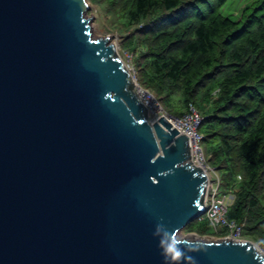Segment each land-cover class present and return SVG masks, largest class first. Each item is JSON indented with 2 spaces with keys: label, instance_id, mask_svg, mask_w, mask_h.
Masks as SVG:
<instances>
[{
  "label": "water",
  "instance_id": "water-1",
  "mask_svg": "<svg viewBox=\"0 0 264 264\" xmlns=\"http://www.w3.org/2000/svg\"><path fill=\"white\" fill-rule=\"evenodd\" d=\"M87 0H0V264H264L188 240L208 176L154 123Z\"/></svg>",
  "mask_w": 264,
  "mask_h": 264
},
{
  "label": "trees",
  "instance_id": "trees-1",
  "mask_svg": "<svg viewBox=\"0 0 264 264\" xmlns=\"http://www.w3.org/2000/svg\"><path fill=\"white\" fill-rule=\"evenodd\" d=\"M105 1L125 27L138 25L130 43L146 49L136 53L140 84L162 105L179 99L184 111L192 103L203 114V145L222 169L221 187L237 185L229 217L264 247V0L240 20L222 14L229 0ZM187 226L211 230L207 219Z\"/></svg>",
  "mask_w": 264,
  "mask_h": 264
},
{
  "label": "built area",
  "instance_id": "built-area-1",
  "mask_svg": "<svg viewBox=\"0 0 264 264\" xmlns=\"http://www.w3.org/2000/svg\"><path fill=\"white\" fill-rule=\"evenodd\" d=\"M132 62V59L131 62L128 63L124 61L125 66L135 82V92L148 109L149 120L151 123H154L160 117L164 116L171 121L173 127L177 128L180 133L185 134L189 139V160L195 166H200L208 176V185L205 194L206 212L199 217V219H207L209 221L210 227L215 233L220 235L218 240H249L244 237V223H239L235 219L229 217V212L236 199L237 185H234L227 191L221 192V177L217 174V169L213 167L207 157L203 145L204 134L200 130L204 120L203 114L198 110L196 105L192 103L189 104V107L181 116L173 115L168 112L150 90L138 83V76L135 73V67ZM213 175L217 177L216 182L212 180ZM239 179H242L240 175Z\"/></svg>",
  "mask_w": 264,
  "mask_h": 264
},
{
  "label": "rangeland",
  "instance_id": "rangeland-1",
  "mask_svg": "<svg viewBox=\"0 0 264 264\" xmlns=\"http://www.w3.org/2000/svg\"><path fill=\"white\" fill-rule=\"evenodd\" d=\"M87 1L89 2L90 8L86 16L89 18L94 16V18L91 19V23H90L92 37L95 39H99L103 37L110 38L111 42L116 45L118 52L121 58L123 59V61L128 63L131 62L132 59L133 61L132 64L135 67V73L136 75H138V69L135 64L137 60L136 53L140 54L141 51H146L145 47H143L142 45L130 43V40L134 35L135 27L138 25L125 27L120 22V15L118 16V11L115 9V7H113L109 2L105 0H87ZM254 1L256 0H229L222 7L221 12L225 16H229L232 19L240 20L244 8L252 4ZM133 47H135V49ZM138 83L140 82L138 81ZM174 96H175L174 98H177L176 95ZM178 100L179 99L172 101L166 100L163 107L173 115H182L184 111V105ZM212 165L217 169L215 163L212 162ZM222 173H223L222 169H217V174L220 175V177L222 176L221 175ZM212 180L213 182H216L217 177L213 175ZM240 181L241 179L238 180L239 185H240ZM221 192H224V187H221ZM219 237L220 235L215 233V231L212 228L211 230H208L203 234L198 232L196 229H192L191 227L186 226L177 233L178 239H188V240L211 241V240H218ZM255 243L259 247L258 249L264 253V247L257 242Z\"/></svg>",
  "mask_w": 264,
  "mask_h": 264
}]
</instances>
